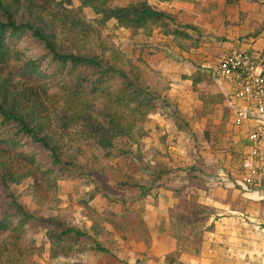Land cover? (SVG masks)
<instances>
[{"label": "trees", "instance_id": "obj_1", "mask_svg": "<svg viewBox=\"0 0 264 264\" xmlns=\"http://www.w3.org/2000/svg\"><path fill=\"white\" fill-rule=\"evenodd\" d=\"M116 1L77 0L71 15L64 5H73V0H0V146L15 149L32 166L28 176L37 182L56 187L61 180L79 178L83 148L91 149L98 159L97 153L105 160L113 158L117 140L125 138L131 144L138 143L148 135L147 122L152 114L160 112V102L165 106L169 103L170 80L148 59L162 48L144 43L134 46L131 54L107 46L98 51L89 48L85 43L98 30L83 16L85 9L93 12L94 22L100 27L112 23L129 30L133 37L142 33L151 38L159 33L169 39L166 47L177 50L178 55L207 42L208 35L198 26L180 21L177 15L148 0H133L123 6L116 5ZM165 52L168 53L166 49ZM211 74L213 71L197 66L184 78L195 91ZM41 91L58 95L56 101H51L52 114L62 135L73 142L71 154L65 153L60 141L48 131V108ZM216 98L209 96L206 103H214ZM98 159L92 161L100 162ZM162 167L161 163L144 165L145 182L140 184L138 199L159 196L158 183L165 171ZM90 171L105 178L102 167ZM22 179L0 150V264H27L28 259L42 254L44 248L36 244L35 238L42 231L49 243L51 261L113 253L109 247L117 243L112 238L113 230L120 231L122 237L131 235L151 244L150 229L140 212L126 201H120L122 210L94 211L97 214L87 229L61 214H34L11 190ZM170 190L179 200L170 208L168 217L177 248L167 255L166 261L176 264L188 244L196 247L195 253L199 254L202 225L215 214V209L193 200L187 188ZM99 193L103 194L101 189L91 192L89 201ZM212 228L213 224L205 227Z\"/></svg>", "mask_w": 264, "mask_h": 264}, {"label": "rangeland", "instance_id": "obj_2", "mask_svg": "<svg viewBox=\"0 0 264 264\" xmlns=\"http://www.w3.org/2000/svg\"><path fill=\"white\" fill-rule=\"evenodd\" d=\"M131 1L133 0H117L116 5L123 6ZM73 2L74 4L71 6L64 5V8L71 11V15L74 14L78 4L77 0H73ZM83 16L91 21L98 30L85 43L93 50L98 51L103 46H107V48H117L131 54L135 51L134 46L144 43L162 48L160 53L149 56L148 59L152 66L161 70L170 80L171 87L167 93L169 106L167 105L168 108L166 109L167 106L164 105V102H160V112L152 114L147 122L150 130L148 135L141 138L138 143L131 144L125 138L117 140L115 155L109 160L103 159L101 153H97L98 159L91 149L83 148L82 157L80 158L82 164V168L79 170L80 177L61 180L56 187L37 182L33 177L28 176L33 170L32 166L11 146H0L2 155L9 166L23 177L22 182L13 185L11 190L21 198L24 205L34 214L45 217L61 214L66 216L70 222L87 229L91 225V219L97 213L105 209L122 210L123 205L120 201L124 200L130 208H135L140 212L146 225H149L150 231L158 229L163 233L165 231L163 221L160 225H156V228H152L149 223L150 220L144 219V215L147 214L144 212L148 208L156 206L154 202L159 196L157 198L149 196L143 201L138 199L141 191L140 184L145 182L143 181L144 165L150 162L151 164L161 163L163 165L162 168L165 171L158 183L161 184L160 190L171 191L170 189L187 188L191 198L200 203L201 198H206L201 195V192L210 191L211 195H215V189L218 186L220 187V184L218 185V182L214 180L219 172L218 168L225 165L228 159H230L228 165L231 166L233 161L238 165V159L241 155V153L238 156L236 154L235 158L232 154L230 157L226 156L229 149L232 148V132L233 127H235L231 120L233 111L229 104L230 93L225 86L227 82H225L226 80L217 79L216 76L211 74L209 78H206L207 82L194 91L190 81L185 79L184 76L191 74L193 68L199 65L194 64L193 67L191 65L188 67L179 65L182 60L184 62L191 60L190 54L178 55L177 50L172 47L168 49V45L166 47L165 44L170 42L169 39L163 38L159 33H155L151 38H147L142 33L133 37L129 30L117 28L112 23L100 27L94 22L96 16L90 9H85ZM165 49L168 53L165 52ZM32 54H35V52ZM199 67L211 72L215 70L214 67H202L201 65ZM212 95L217 96L216 101L206 103V99ZM41 98L46 102L49 109L45 111L46 126L49 133L60 141L65 153L71 154L75 148L73 142L68 136L62 135L52 114L51 101H56L58 95L53 91H50L48 95L41 91ZM93 158L98 159L100 162H93ZM101 167L105 169V178L104 175L103 178L96 177L97 171L95 175L91 171L89 172V169L96 170L101 169ZM145 184L150 187L149 182ZM96 189H101L109 200L102 193H99L93 200L89 201L90 193ZM176 199L177 202L174 206L179 202L178 198ZM83 200L88 201V203H82ZM94 211L97 213L95 214ZM214 211L216 214V209ZM214 215L202 225L204 229L202 244L206 241V234L214 231L212 221ZM211 224H213V228L206 230L205 227ZM106 227L113 230L109 224H106ZM162 227L164 231L161 230ZM113 231L112 238L114 242L117 241V243L109 244V247L113 249V253L91 255L88 258L86 256H71L67 261H51L48 258L49 243L42 231L35 238L36 244L43 246L44 251L40 255H35L32 259H28L26 263L72 264V262L81 260L87 263L92 262V264L168 263L166 261L168 254L163 259L158 255H147L152 251V244L147 245L145 243L146 245L141 247L134 243V238L131 235L122 237L120 231ZM170 232L172 235L171 230ZM188 246L190 247L189 250L186 249ZM187 247H184L185 251L183 253L197 255L195 253L196 247L191 244H188Z\"/></svg>", "mask_w": 264, "mask_h": 264}, {"label": "crops", "instance_id": "obj_3", "mask_svg": "<svg viewBox=\"0 0 264 264\" xmlns=\"http://www.w3.org/2000/svg\"><path fill=\"white\" fill-rule=\"evenodd\" d=\"M148 1L177 15L180 21L198 26L203 34L208 35L207 42L201 47L185 53L190 54L191 60L182 61L179 65L193 67L196 64L215 68L219 56L236 47L250 50L264 58V0ZM217 79L226 80L225 86L231 94L236 82ZM232 111L231 120L234 124L233 108ZM253 126V121L248 120L242 126L233 127V144L226 156L232 154L235 158L236 154L238 156L241 153L239 164L233 161L230 166V159L226 160L214 178L220 184L214 191L215 195H211L210 191L201 192L206 197L200 199L201 203L217 211L212 218L214 231L206 234L199 254L182 253L180 263L176 264H264V186L246 185L241 167L248 148L246 136ZM176 202L172 191L160 190L159 198L154 202L156 206L144 212L147 213L144 219L150 220L152 228L162 221L165 228V233L158 229L150 231L152 251L148 256L158 255L163 259L176 250L177 242L171 235L168 220L169 208ZM134 243L141 247L146 245L135 239Z\"/></svg>", "mask_w": 264, "mask_h": 264}, {"label": "built area", "instance_id": "obj_4", "mask_svg": "<svg viewBox=\"0 0 264 264\" xmlns=\"http://www.w3.org/2000/svg\"><path fill=\"white\" fill-rule=\"evenodd\" d=\"M213 73L236 82L229 95L234 124L242 126L248 120L254 123L247 133L248 148L241 162L243 182L264 186V58L236 47L219 56Z\"/></svg>", "mask_w": 264, "mask_h": 264}]
</instances>
